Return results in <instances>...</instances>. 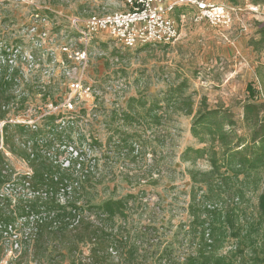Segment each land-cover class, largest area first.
Listing matches in <instances>:
<instances>
[{"label":"rangeland","instance_id":"1","mask_svg":"<svg viewBox=\"0 0 264 264\" xmlns=\"http://www.w3.org/2000/svg\"><path fill=\"white\" fill-rule=\"evenodd\" d=\"M207 1L231 10L229 27L185 19L178 22L179 37L172 45L132 50L107 35L94 36L84 71L69 78V83L80 78L82 87L92 91L79 96L70 92L62 75L63 69L71 66L62 47L76 49L77 35L70 28V18L125 11L122 0H0V49L6 48L9 58L20 63L23 81L18 82V91L24 92L26 100L22 110L14 113L18 114L16 121L42 128L41 112L47 113L50 103L62 105L68 95L74 97V110L68 114L69 108L60 106L61 111L54 114L61 122L57 123L58 119L53 125L57 134H70L73 142L77 134L87 139L82 148L86 165L96 168L101 183L91 189L94 200L140 193L146 210L143 219L149 214L159 233L176 244L187 229L183 225L188 221L189 173L209 169L205 159L194 164L181 159L186 148L203 146L190 131L197 111L203 106L228 110L235 122V136H246L243 105L264 103V40L259 35L264 27V0H237L236 4ZM181 12L176 11L173 17L178 20ZM99 52L104 56H98ZM247 85L254 91L253 99ZM174 88H179L178 97L172 98L169 91ZM130 99L136 102L129 103ZM188 100L192 103L190 113L184 103ZM130 106L135 107L132 115ZM123 114H129L128 121H122ZM153 116L159 118V125H152ZM118 133L133 136V153L128 152L131 145L116 149ZM69 144L65 147L56 141L37 147L38 169L50 164L66 167V161L74 156L70 149L74 146ZM6 155L14 172L30 173L25 161ZM248 196L255 204L257 193ZM52 247L50 243L48 249ZM42 256L30 264L60 262L58 255L52 254L48 261ZM60 264H69V260Z\"/></svg>","mask_w":264,"mask_h":264},{"label":"trees","instance_id":"2","mask_svg":"<svg viewBox=\"0 0 264 264\" xmlns=\"http://www.w3.org/2000/svg\"><path fill=\"white\" fill-rule=\"evenodd\" d=\"M259 35L264 40V27ZM9 57L1 48L0 264H30L40 255L48 261L52 254L60 258L56 264L64 259L69 264H264V103L243 105L246 136H235L228 110L203 106L197 111L190 131L203 146L186 148L181 159L191 164L205 159L209 169L189 173L187 229L176 244L159 233L149 214L143 219L140 193L94 200L91 189L101 183L96 168L86 165L82 148L87 139L77 134L73 142L70 134H57L53 123L60 116L41 112L42 128L16 121L14 113L26 100L18 91L21 65ZM178 89L170 90V97H178ZM246 90L253 99L252 87ZM184 103L190 113L192 103ZM158 119L150 118L152 125H159ZM118 136L116 149L131 145L128 152L133 153V136ZM56 141L65 147L71 143L74 156L66 167L38 169L35 150ZM6 154L25 161L30 173L14 172ZM251 193H257L255 204Z\"/></svg>","mask_w":264,"mask_h":264},{"label":"built area","instance_id":"3","mask_svg":"<svg viewBox=\"0 0 264 264\" xmlns=\"http://www.w3.org/2000/svg\"><path fill=\"white\" fill-rule=\"evenodd\" d=\"M125 11L109 14L90 15L85 19L77 17L70 18V28L76 32V49L70 51L67 46L62 47L66 60L70 67L63 69V77L66 80V87L71 93H82L91 95L89 87L83 88L81 79L69 78L78 76L87 65L90 53L88 52L91 40L96 35H107L122 48L132 50L138 46H169L179 37V23L185 19H192L194 22L205 20L211 26L227 28L231 24V10L211 4L207 0H122ZM182 10L178 20L173 14ZM187 11V12H186ZM98 56H104L99 52ZM69 59V60H68ZM117 63L118 59L114 58ZM62 64H65L62 62ZM102 93V91H101ZM100 95V94H99ZM74 98V97H73ZM71 95L63 101L62 105L49 104L47 113L61 111L63 106L72 112L75 108ZM61 122V118L57 123Z\"/></svg>","mask_w":264,"mask_h":264},{"label":"crops","instance_id":"4","mask_svg":"<svg viewBox=\"0 0 264 264\" xmlns=\"http://www.w3.org/2000/svg\"><path fill=\"white\" fill-rule=\"evenodd\" d=\"M122 5L124 6L123 2H122ZM123 11H124V10H123ZM120 12H122V11H120Z\"/></svg>","mask_w":264,"mask_h":264}]
</instances>
